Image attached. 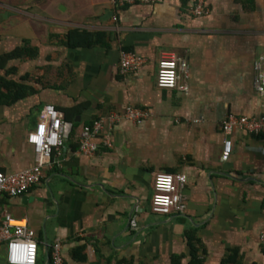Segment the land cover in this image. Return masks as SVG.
<instances>
[{
	"label": "crops",
	"instance_id": "1",
	"mask_svg": "<svg viewBox=\"0 0 264 264\" xmlns=\"http://www.w3.org/2000/svg\"><path fill=\"white\" fill-rule=\"evenodd\" d=\"M2 1V0H1ZM163 0L117 8L111 0L0 2V55L25 45L33 59L12 60L0 76L29 86V96L0 104V170L33 166L28 142L54 105L69 124L64 145L40 184L3 209L26 219L38 242L37 264H51L60 243L68 264H264V133L226 136L229 114L264 115L255 89L264 52V0ZM18 28V29H17ZM72 31L92 35L87 46ZM121 51L145 58L129 75ZM167 54L184 58L188 91L161 89L156 78ZM143 109L142 124L122 121L99 140L95 156L79 151L84 125L126 107ZM232 152L221 160L224 142ZM184 174L183 211H152L158 173ZM85 255V259L83 256ZM0 264H9L0 244Z\"/></svg>",
	"mask_w": 264,
	"mask_h": 264
},
{
	"label": "built area",
	"instance_id": "2",
	"mask_svg": "<svg viewBox=\"0 0 264 264\" xmlns=\"http://www.w3.org/2000/svg\"><path fill=\"white\" fill-rule=\"evenodd\" d=\"M163 0H111L117 7L132 5H153ZM209 0H197L194 15L201 17L208 13ZM145 62V58L134 52L121 51L120 72L122 75L135 73ZM258 78L255 89L264 95V52L255 63ZM189 64L175 54H167L159 61L156 83L161 89H180L188 91V86L180 85L183 77H188ZM148 114L145 110L129 106L121 113H110L99 117L92 123L84 125L80 132L79 151L86 156H95L100 150L101 140L104 145L111 146L110 132L115 125L122 121L142 124ZM40 127L29 134L28 142L33 147L36 162L33 166L19 172L7 174L0 170V244L6 247V258L9 264H37L38 242L36 235L29 227L26 219L12 216L3 209L1 198L4 196L18 197L27 193L34 186L41 183L44 171L52 166L54 152L64 145L69 124L63 114L51 104L44 105L41 111ZM222 130L226 136L239 130L249 135L264 133V115L260 117H246L229 114L222 122ZM232 152V141L228 138L224 142L221 160L228 161ZM187 184L184 174L158 173L154 181L152 211L160 215L182 213L184 207L183 190ZM260 242L264 250V229L260 233ZM51 264H68L62 253V246L56 243L51 254Z\"/></svg>",
	"mask_w": 264,
	"mask_h": 264
},
{
	"label": "trees",
	"instance_id": "3",
	"mask_svg": "<svg viewBox=\"0 0 264 264\" xmlns=\"http://www.w3.org/2000/svg\"><path fill=\"white\" fill-rule=\"evenodd\" d=\"M75 37H80V39H82L79 42V45L87 46L92 35L87 32L72 31L68 36L69 44L72 45V41ZM36 55L37 51L29 46V42H26L25 45L0 55V69H7L8 64L12 60H26L29 58L33 59L36 57ZM14 72L15 68L13 67L7 69L8 74ZM27 96H29V86L21 85L20 83H17L13 80H8L4 76H0V104H10ZM83 259H85V255L83 256ZM118 264L134 263L132 261L124 260ZM189 264H203L202 261L197 257L195 251L193 259Z\"/></svg>",
	"mask_w": 264,
	"mask_h": 264
},
{
	"label": "rangeland",
	"instance_id": "4",
	"mask_svg": "<svg viewBox=\"0 0 264 264\" xmlns=\"http://www.w3.org/2000/svg\"><path fill=\"white\" fill-rule=\"evenodd\" d=\"M8 1H10V0H0V2H5V3H7ZM22 1V0H21ZM18 29V28H17Z\"/></svg>",
	"mask_w": 264,
	"mask_h": 264
}]
</instances>
